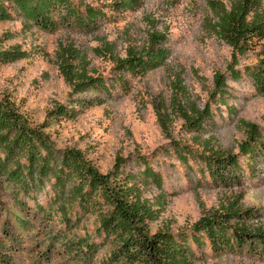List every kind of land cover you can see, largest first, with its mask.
Masks as SVG:
<instances>
[{
    "label": "rangeland",
    "instance_id": "rangeland-1",
    "mask_svg": "<svg viewBox=\"0 0 264 264\" xmlns=\"http://www.w3.org/2000/svg\"><path fill=\"white\" fill-rule=\"evenodd\" d=\"M123 1L71 0L82 17L86 8L101 12L90 29L65 24L71 18L63 9L51 12L47 27L24 23L5 2L12 17L0 19V51L23 54L0 59V104L43 136L55 158L74 151L100 174L113 172L119 159L122 174L138 179L147 167L158 175L159 187L138 183L142 198L164 201L146 224L150 233L188 236L202 216L226 210L239 214L228 218V227L264 231V160L255 150L248 165L239 149L246 140L241 122H247L257 126L264 151V34L248 37L239 53L212 34L206 26L211 4L229 7L231 0H129L130 7ZM147 53L163 56L148 70L120 66ZM63 72L76 83L85 73L93 83L79 90ZM216 75L224 83L221 96ZM175 101L202 112L200 131L173 112ZM181 149L189 152L186 162L178 158ZM213 155L238 162L222 172L225 182L212 180L199 162ZM44 185L21 194L0 183V264H104L112 245L97 234L96 215H79L67 226L53 214L43 216L53 196ZM86 238L95 251L80 250ZM191 248V264H264V254L247 244L228 249L205 240Z\"/></svg>",
    "mask_w": 264,
    "mask_h": 264
},
{
    "label": "trees",
    "instance_id": "trees-1",
    "mask_svg": "<svg viewBox=\"0 0 264 264\" xmlns=\"http://www.w3.org/2000/svg\"><path fill=\"white\" fill-rule=\"evenodd\" d=\"M5 2L10 4L11 11L22 18L24 23L42 27H47V17L56 9L65 10V15L71 18L72 21L68 20L65 24L81 29H90L101 14L98 10L86 8L85 16L82 17L71 0H0V19L12 17L6 11ZM261 3L262 0H231L229 7L221 3L211 4L212 21H208L206 26L219 40L239 53L248 37L264 34ZM123 5L130 7L129 0L123 1ZM22 54L18 49L0 51V59L14 61ZM162 56L163 53H147L145 59L134 57L122 60L120 66L127 70H148ZM230 72L233 79L238 78L237 73L233 70ZM249 73L255 81L262 80L259 69H253ZM63 74L79 90L93 83L91 78H86L85 73L78 75L77 83L66 72ZM215 83L221 96L224 83L220 81V75L215 76ZM172 109L183 121L191 124L193 130H201L202 119L199 116L202 112L198 113L194 107L191 111L186 110L179 107L176 101L173 102ZM194 115L198 117L192 119ZM241 125L246 140L240 144L239 149L243 156H249L247 164L252 163L255 150L264 160L257 126L247 122H241ZM188 155L189 152L185 149L178 152V158L185 162ZM212 158L214 163L210 164L209 159ZM198 159L206 166L212 180L216 179L218 182L226 181L222 172L229 168H239L237 160L233 158L213 155L200 156ZM121 162L117 159L114 171L105 175L97 173L78 152L66 151L60 158H55L43 136L28 127L15 110L0 104V183L21 194H26L29 190L40 191L45 183H49L53 196L42 214H53L65 226L72 219H78L79 215L95 214L99 223L97 234H101L112 245L109 258L103 261L104 264H111V261L119 259L127 264H191V256H194L191 245L203 246L205 240L211 246L220 244L228 249H239L238 247L247 244L258 254H264V231L260 228L237 231L228 227V218L239 215L235 211L226 210L220 215L202 216L193 224L188 236L183 232L174 235L168 229L150 233L145 228L146 224L157 219L164 201L161 197L150 203L142 198L143 192L138 183L159 187L160 178L147 167L137 175L138 179L129 172L122 174L118 167ZM187 237L190 238V244L187 243ZM95 246L86 238L80 250L91 253L95 251ZM75 250L71 248L69 255Z\"/></svg>",
    "mask_w": 264,
    "mask_h": 264
}]
</instances>
